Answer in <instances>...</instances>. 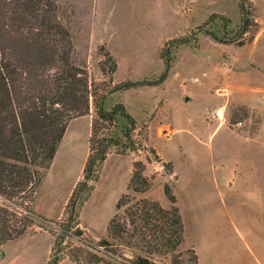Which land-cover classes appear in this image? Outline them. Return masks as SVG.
I'll list each match as a JSON object with an SVG mask.
<instances>
[{
	"label": "rangeland",
	"instance_id": "1",
	"mask_svg": "<svg viewBox=\"0 0 264 264\" xmlns=\"http://www.w3.org/2000/svg\"><path fill=\"white\" fill-rule=\"evenodd\" d=\"M54 1L57 20L71 38L72 61L84 65L94 83L102 80L100 52L116 65L113 84L151 80L161 73L166 42L188 39L170 50L163 83L114 93L103 106L109 110L120 102L135 121L146 124V145L171 163L172 174L166 175L147 151L110 153L77 208L83 239L95 246L105 236L122 193L167 208L166 184L181 216L183 249L194 250L197 264H234L242 255L241 242L264 249V0H247L255 27L246 34L240 33L237 0ZM213 109L224 112L223 124L207 118ZM91 115L89 102L88 115L69 121L42 171L31 208L51 222L61 218L81 180ZM237 122L241 125L235 127ZM132 161L143 164V175L154 176L142 194L125 191ZM234 168L227 188L224 180ZM51 242L47 232L35 228L0 246V264H45ZM211 242L219 244L215 254ZM156 260L168 264V257Z\"/></svg>",
	"mask_w": 264,
	"mask_h": 264
},
{
	"label": "trees",
	"instance_id": "2",
	"mask_svg": "<svg viewBox=\"0 0 264 264\" xmlns=\"http://www.w3.org/2000/svg\"><path fill=\"white\" fill-rule=\"evenodd\" d=\"M237 7L240 33H249L255 24L247 0H237ZM56 9L54 0H0V246L37 228L52 237L45 264L63 259L72 264H158L157 258L167 257L168 264H197L194 250L183 249L181 216L166 184L162 194L167 208L122 193L105 236L95 246L83 239L77 223V208L110 153L125 156L147 151L166 175L172 174L171 163L163 162L146 145V124L135 121L120 102L109 110L103 106L114 93L163 83L170 69V50L186 45L188 39L166 42L160 55L161 73L151 80L113 84L116 65L108 53L100 52L102 80L94 83L85 66L72 61L71 38L57 20ZM89 102L93 115L81 180L72 188L61 218L51 222L33 212L35 193L69 121L87 116ZM131 168L125 191L146 192L154 176L143 175L140 161H132ZM47 223L55 228H47Z\"/></svg>",
	"mask_w": 264,
	"mask_h": 264
},
{
	"label": "crops",
	"instance_id": "3",
	"mask_svg": "<svg viewBox=\"0 0 264 264\" xmlns=\"http://www.w3.org/2000/svg\"><path fill=\"white\" fill-rule=\"evenodd\" d=\"M216 109V108H215ZM213 109V110H215ZM84 117V116H82ZM78 117V118H82ZM78 118H75L73 120H76ZM236 169H232V171L228 174V176L224 180V184L226 187H231L235 178ZM219 244H213L212 242L209 243V250L213 252V254L216 253V249H218ZM239 248V251L242 252V255L239 256V258L236 260L234 264H264V249L258 247L257 244H251L248 245L245 242H241L237 245ZM217 257V256H216ZM216 264H219V262H215ZM213 263V264H215Z\"/></svg>",
	"mask_w": 264,
	"mask_h": 264
},
{
	"label": "built area",
	"instance_id": "4",
	"mask_svg": "<svg viewBox=\"0 0 264 264\" xmlns=\"http://www.w3.org/2000/svg\"><path fill=\"white\" fill-rule=\"evenodd\" d=\"M219 109H222V108H219ZM218 112H219L218 109L212 111V112L209 114V117H207V118L210 119V121L215 120V121H219L220 124H223V123L225 122V117L223 116V115H224V114H223L224 112L220 111V112H221L220 116L218 115ZM240 125H241L240 122L235 123V127H238V126H240Z\"/></svg>",
	"mask_w": 264,
	"mask_h": 264
},
{
	"label": "bare ground",
	"instance_id": "5",
	"mask_svg": "<svg viewBox=\"0 0 264 264\" xmlns=\"http://www.w3.org/2000/svg\"><path fill=\"white\" fill-rule=\"evenodd\" d=\"M218 115L220 116V112H218Z\"/></svg>",
	"mask_w": 264,
	"mask_h": 264
}]
</instances>
